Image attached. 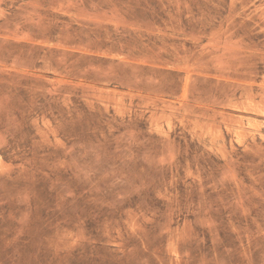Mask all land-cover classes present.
<instances>
[{"label": "rangeland", "instance_id": "rangeland-1", "mask_svg": "<svg viewBox=\"0 0 264 264\" xmlns=\"http://www.w3.org/2000/svg\"><path fill=\"white\" fill-rule=\"evenodd\" d=\"M0 264H264V0H0Z\"/></svg>", "mask_w": 264, "mask_h": 264}]
</instances>
